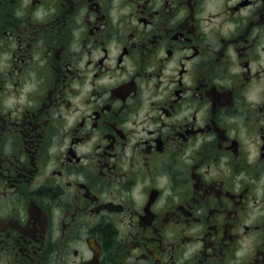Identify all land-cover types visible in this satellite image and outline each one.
I'll return each instance as SVG.
<instances>
[{
	"label": "flooded vegetation",
	"instance_id": "1",
	"mask_svg": "<svg viewBox=\"0 0 264 264\" xmlns=\"http://www.w3.org/2000/svg\"><path fill=\"white\" fill-rule=\"evenodd\" d=\"M0 264H264V0H0Z\"/></svg>",
	"mask_w": 264,
	"mask_h": 264
},
{
	"label": "trees",
	"instance_id": "2",
	"mask_svg": "<svg viewBox=\"0 0 264 264\" xmlns=\"http://www.w3.org/2000/svg\"><path fill=\"white\" fill-rule=\"evenodd\" d=\"M103 235L105 237V241H106L105 243L108 247L111 244V231L108 229H105Z\"/></svg>",
	"mask_w": 264,
	"mask_h": 264
}]
</instances>
